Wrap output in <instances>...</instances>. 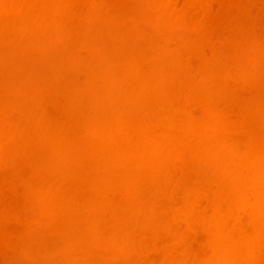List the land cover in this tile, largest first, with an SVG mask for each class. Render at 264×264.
<instances>
[{"label": "clouds", "instance_id": "9594fccd", "mask_svg": "<svg viewBox=\"0 0 264 264\" xmlns=\"http://www.w3.org/2000/svg\"><path fill=\"white\" fill-rule=\"evenodd\" d=\"M72 2L30 0L38 21L0 38L12 97L0 102V227H22L5 264H140L141 196L169 188H183L185 210L173 211L203 226L206 254L163 264H264V34L241 27L192 74L186 52L206 18L173 0H131L159 42L125 60L107 39L106 0H86L87 39L69 59ZM15 3L0 0V13ZM69 73L82 79L69 85ZM208 192L227 213L203 217Z\"/></svg>", "mask_w": 264, "mask_h": 264}, {"label": "bare ground", "instance_id": "6f19581e", "mask_svg": "<svg viewBox=\"0 0 264 264\" xmlns=\"http://www.w3.org/2000/svg\"><path fill=\"white\" fill-rule=\"evenodd\" d=\"M174 7L178 10L188 9L189 15L196 18H206V30L199 46H193L186 52L185 64L187 71L198 73L203 59L211 56L213 46L228 40L241 27L254 29L257 34H264V0H173ZM191 4V8H189ZM108 9L107 39L114 51L127 60L140 57L153 45L159 42V37L149 38L150 29L144 25L137 26V19L130 11L134 5L131 0H106ZM71 10L65 20L73 41L66 51V56L71 59L77 54L78 44L87 39L85 22L88 5L86 0H73ZM40 6L30 3V0H16L15 6L0 13V38L7 41L18 36L22 30L31 28L38 21ZM82 77L78 73H69L66 83L71 85ZM11 80L7 73L0 76V102L12 99L8 93L11 91ZM17 117L12 116L15 120ZM6 172L0 173V181L7 187ZM207 198L201 195L199 207L204 209L202 215L209 218L219 213H227L228 205L217 201L214 194L208 192ZM183 188L173 192L168 190L151 189L141 196L139 205L140 222L136 225L137 239L140 241V254L134 256L140 264H163L170 259L169 253L176 256L179 252L187 250L189 254L202 256L206 254L203 247L206 234L203 226L195 223V217L185 218L174 209L185 210ZM196 198L190 195L188 200ZM5 207L15 206V200L5 191L2 199ZM217 204L219 207L217 208ZM234 223L228 221V225ZM247 218L241 219L238 226L244 227ZM22 231L19 224H10L0 227V264L12 258L11 248L15 245L17 237ZM182 242L173 251L171 245L174 240Z\"/></svg>", "mask_w": 264, "mask_h": 264}]
</instances>
